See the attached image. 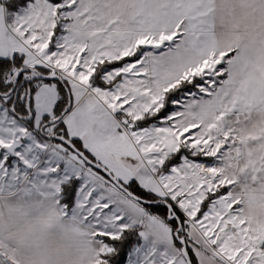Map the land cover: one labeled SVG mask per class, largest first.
<instances>
[{"label": "snow or ice", "instance_id": "1", "mask_svg": "<svg viewBox=\"0 0 264 264\" xmlns=\"http://www.w3.org/2000/svg\"><path fill=\"white\" fill-rule=\"evenodd\" d=\"M0 264H264V0H0Z\"/></svg>", "mask_w": 264, "mask_h": 264}]
</instances>
